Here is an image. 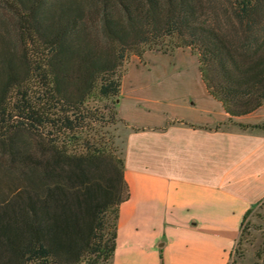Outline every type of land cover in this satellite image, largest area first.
Wrapping results in <instances>:
<instances>
[{"label": "trees", "instance_id": "16d2710c", "mask_svg": "<svg viewBox=\"0 0 264 264\" xmlns=\"http://www.w3.org/2000/svg\"><path fill=\"white\" fill-rule=\"evenodd\" d=\"M178 47L229 119L264 103V0H0V182L19 184H0V264L110 263L129 192L89 102H117L130 53Z\"/></svg>", "mask_w": 264, "mask_h": 264}, {"label": "crops", "instance_id": "0c3cea01", "mask_svg": "<svg viewBox=\"0 0 264 264\" xmlns=\"http://www.w3.org/2000/svg\"><path fill=\"white\" fill-rule=\"evenodd\" d=\"M134 94L116 112L129 196L109 264H228L245 211L264 200V103L231 116L207 90ZM243 124L245 126H240Z\"/></svg>", "mask_w": 264, "mask_h": 264}, {"label": "rangeland", "instance_id": "374dc122", "mask_svg": "<svg viewBox=\"0 0 264 264\" xmlns=\"http://www.w3.org/2000/svg\"><path fill=\"white\" fill-rule=\"evenodd\" d=\"M197 53L189 47H178L167 52L145 49L141 57L130 53L121 67V89L118 99L121 108L134 94L156 96L170 90L177 94H190L199 97L205 92L198 71ZM116 101L112 99L90 101V105L108 107L103 109L105 120L102 126L96 125V137H100L116 156L122 157L124 138L130 129L124 120H112L111 112H116ZM232 123L228 119L222 125ZM6 177L1 178V186L9 189L12 185ZM237 240V239H236ZM233 243L228 256V264H264V200L254 206L246 217L239 244Z\"/></svg>", "mask_w": 264, "mask_h": 264}]
</instances>
